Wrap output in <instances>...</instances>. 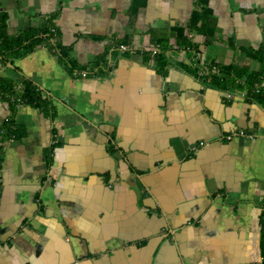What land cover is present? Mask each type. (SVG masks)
<instances>
[{
	"label": "crops",
	"instance_id": "crops-1",
	"mask_svg": "<svg viewBox=\"0 0 264 264\" xmlns=\"http://www.w3.org/2000/svg\"><path fill=\"white\" fill-rule=\"evenodd\" d=\"M196 1L0 0L9 35L49 23L76 63L38 45L0 64L54 110L17 108L0 264H264V80L246 91L209 76L264 74V0H200L211 41L187 29L194 46L172 37L159 57ZM10 115L0 98V127Z\"/></svg>",
	"mask_w": 264,
	"mask_h": 264
},
{
	"label": "trees",
	"instance_id": "trees-1",
	"mask_svg": "<svg viewBox=\"0 0 264 264\" xmlns=\"http://www.w3.org/2000/svg\"><path fill=\"white\" fill-rule=\"evenodd\" d=\"M0 10V64H6L8 61H12L25 53L31 52L38 45H46L70 70L75 68L76 63L69 57L67 50L57 44L56 33L51 31L49 23L37 29L28 28L18 36H11L7 32L8 14L3 9L0 8ZM214 27L215 18L212 16L211 10L203 1L197 0L195 10L187 28L177 26L173 28L169 40L160 39L157 41L161 50L159 57L165 58L161 54L172 47V45H169L172 37L175 38L176 43L180 46H194L186 36L187 29L192 33L203 34L205 43H209L213 36ZM209 76L212 83L217 87H221L222 89L236 87L237 89L246 91L257 90L254 86H262L264 80V74L262 72H249L237 69L232 65L220 66L217 72L210 71ZM0 98L7 101L11 109V115L8 121H4L0 127L1 163L6 144L12 139H19L21 137L19 128L14 122L17 108L23 104L31 105L42 109L45 115H53L54 110L50 101L43 96V92L29 79L16 82L7 77H0ZM53 147L50 148L51 150L49 149V153H52ZM262 248L264 255V213L262 216Z\"/></svg>",
	"mask_w": 264,
	"mask_h": 264
},
{
	"label": "built area",
	"instance_id": "built-area-1",
	"mask_svg": "<svg viewBox=\"0 0 264 264\" xmlns=\"http://www.w3.org/2000/svg\"><path fill=\"white\" fill-rule=\"evenodd\" d=\"M0 12H1V10H0ZM120 49H121L122 51H125V50L128 49V46L125 45V44H122V45H120ZM157 53H158V50H157V49H154V50H153V54H157ZM87 75H88V73H86V72H83V73H82V76H83V77H86ZM8 119H9V117L6 118L5 121H8ZM233 136H234V135H229V136H227V138H228L229 140H231V139L233 138ZM12 140H13V139H12ZM200 145H201V146H202V145H205V143H204V142H201Z\"/></svg>",
	"mask_w": 264,
	"mask_h": 264
}]
</instances>
